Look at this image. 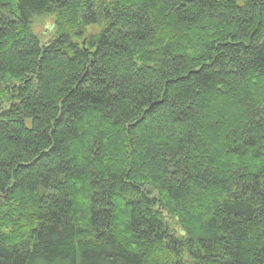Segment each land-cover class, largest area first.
<instances>
[{"label": "trees", "instance_id": "1", "mask_svg": "<svg viewBox=\"0 0 264 264\" xmlns=\"http://www.w3.org/2000/svg\"><path fill=\"white\" fill-rule=\"evenodd\" d=\"M0 264H264V0H0Z\"/></svg>", "mask_w": 264, "mask_h": 264}, {"label": "rangeland", "instance_id": "2", "mask_svg": "<svg viewBox=\"0 0 264 264\" xmlns=\"http://www.w3.org/2000/svg\"><path fill=\"white\" fill-rule=\"evenodd\" d=\"M52 23L53 19L50 17H39L35 20L34 30L41 36L42 39L48 40L51 36L48 35L47 32Z\"/></svg>", "mask_w": 264, "mask_h": 264}]
</instances>
